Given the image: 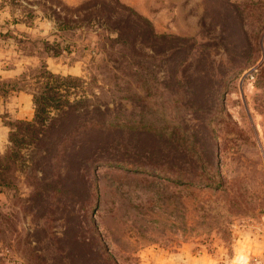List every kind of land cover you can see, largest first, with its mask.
Here are the masks:
<instances>
[{"label":"rangeland","instance_id":"1","mask_svg":"<svg viewBox=\"0 0 264 264\" xmlns=\"http://www.w3.org/2000/svg\"><path fill=\"white\" fill-rule=\"evenodd\" d=\"M93 1L19 5L50 15L57 35L72 29L84 63L68 68L62 58L64 64L49 65L80 79L70 100L85 97L100 110L105 102L110 120L149 130H86L75 137L57 172L67 189L55 199L60 205L44 197L18 204L10 193L0 207V264H264V0H118L157 34L185 39L173 57L147 63L146 90L128 79L135 94L119 84L107 92L99 65L106 52L100 48L94 57L82 49L98 41L109 46L94 34L100 27L77 18L75 8ZM91 57L99 65L96 79ZM156 79H165L167 89ZM177 79L199 109L173 101ZM33 152L30 146L20 153L31 161ZM17 177L26 198L29 188ZM91 219L112 260L92 239Z\"/></svg>","mask_w":264,"mask_h":264},{"label":"trees","instance_id":"2","mask_svg":"<svg viewBox=\"0 0 264 264\" xmlns=\"http://www.w3.org/2000/svg\"><path fill=\"white\" fill-rule=\"evenodd\" d=\"M112 1L94 0L91 4H89L90 2L82 3L75 8V11L79 13V17H76L83 24L88 26L95 24L100 27L99 32H94L96 38L99 37L109 43V46L105 47L104 43L98 41L91 49H88L84 43L82 49L83 51L88 50L89 53L94 54V57L97 56L100 48L101 51L106 52L107 59L100 60L99 65L102 66L101 69L105 68L103 83L108 89L107 92L116 87L117 84L123 89L121 91L134 92L132 82H128V79L132 81L135 78L137 88H140L141 91L142 89L146 90L147 86H150L148 84L147 63L152 60L158 62L165 57H173L178 51V44L185 39L157 34L147 19L127 8L118 0ZM67 30L66 35H58L59 39L53 42H49L46 38L36 41L24 40V46H28L31 52L37 54L38 64L27 67L15 79L0 80V97L6 98L12 92H26L32 97L34 110L32 120L8 123L10 127L8 146L5 152L0 154V193L8 195L12 193L13 199H16L18 204L35 205L42 197L50 199L51 202L56 197L60 198L67 191L62 178L64 176L57 172L60 171L59 166L61 167L63 159L70 155L68 151L73 145V139L84 131L91 130L92 132L101 131L104 133L118 128L139 129L138 131L149 130V127H134L110 120V115L114 116V113L110 112L113 110L107 108L105 102L103 110H100V104H92L85 97L79 100L68 98L70 96L69 89L77 87L81 83L80 79L52 73L45 63L48 57L69 55L71 52H74L76 56L78 55L74 59L83 60V55L79 54L78 51L80 49L76 47L73 41H70L73 34L68 32L72 29L68 27ZM87 32L88 29H85V33ZM173 42L177 43L171 45L170 43ZM167 45H171L172 48L167 49ZM72 46L75 49H71ZM94 57H91V63L95 59ZM108 60H111V63ZM107 62L110 64L109 66ZM94 63L91 64V67L94 66L91 78L96 79L99 65ZM172 63L171 65H175L176 61H172ZM177 69L178 64L175 65V70L177 71ZM164 81L165 79H156L155 84L162 89H167V84ZM177 86L178 93L173 101L181 102L180 104L187 102V104L190 103L199 109L198 105L191 101L193 97L190 98L183 93L186 87L181 84L180 79H177ZM62 91L65 93L62 94ZM125 111L127 112L126 109ZM152 130L159 138L162 137L159 129ZM30 146L35 148L31 161L20 153L21 149ZM74 157L77 162L81 160V155L78 153H75ZM101 163L100 165H106V163ZM112 165L128 170L148 171L139 165L124 163H113ZM49 171L53 176L49 177ZM17 173L23 175L29 188V194L26 198H21L19 194ZM205 184L212 186L210 180L205 181ZM51 190L53 194L49 198L48 191ZM45 202L48 205V201L43 200V203ZM56 203L60 205L59 201ZM90 231L92 239L112 260L93 219L89 223ZM112 264H116V262L112 260Z\"/></svg>","mask_w":264,"mask_h":264},{"label":"crops","instance_id":"3","mask_svg":"<svg viewBox=\"0 0 264 264\" xmlns=\"http://www.w3.org/2000/svg\"><path fill=\"white\" fill-rule=\"evenodd\" d=\"M61 1L68 4V0ZM19 4L23 5V0H0V80L15 79L27 67L38 64L37 54L31 52L28 46H24V40L36 41L46 38L49 42H53L59 39L50 15L41 14L30 5H28L29 11H23ZM72 55L74 52L46 58L47 68L49 69L51 62V64H64L62 58H67L68 68H72L77 63H84V60L74 59ZM33 113L32 97L26 92H12L6 98L0 97V154L4 153L8 146L10 131L8 123L30 121ZM8 198V194L0 193V207L7 203Z\"/></svg>","mask_w":264,"mask_h":264}]
</instances>
